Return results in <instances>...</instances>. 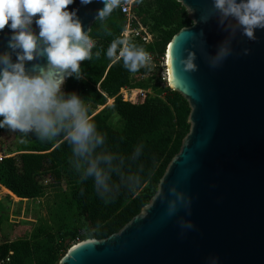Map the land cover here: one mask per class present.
I'll return each instance as SVG.
<instances>
[{"label":"water","instance_id":"water-1","mask_svg":"<svg viewBox=\"0 0 264 264\" xmlns=\"http://www.w3.org/2000/svg\"><path fill=\"white\" fill-rule=\"evenodd\" d=\"M176 1L193 25L167 47V83L190 106V131L150 203L118 233L72 245L58 264H264V29L250 40L232 17L221 22L213 0ZM67 7L90 34L104 3ZM8 39L5 26L0 53L15 60ZM222 46L231 53L213 67ZM188 57L194 70L178 63Z\"/></svg>","mask_w":264,"mask_h":264},{"label":"trees","instance_id":"trees-1","mask_svg":"<svg viewBox=\"0 0 264 264\" xmlns=\"http://www.w3.org/2000/svg\"><path fill=\"white\" fill-rule=\"evenodd\" d=\"M128 25L137 33L127 40L155 59L136 73L104 54L114 37L125 39ZM192 25L187 9L176 0H137L130 17L119 4L94 23L92 52L100 54L80 65V79L71 76L64 91L81 97L105 137L96 152L112 157L101 165L110 177L107 191L95 190L91 178L81 181L86 164L72 154L63 134L44 141L33 132L24 134L18 154L0 160V189L21 202L46 198L49 191L53 197L47 200V217L24 222L31 226L28 237L0 243V264H58L72 245L118 233L150 203L190 131V106L163 80L161 58L172 38ZM141 27L151 35L150 43L143 41ZM125 88L145 93L124 101L119 93ZM6 132L0 128V135ZM2 208L0 200V232L8 221Z\"/></svg>","mask_w":264,"mask_h":264},{"label":"clouds","instance_id":"clouds-1","mask_svg":"<svg viewBox=\"0 0 264 264\" xmlns=\"http://www.w3.org/2000/svg\"><path fill=\"white\" fill-rule=\"evenodd\" d=\"M87 5L92 0H79ZM74 0H0V31L9 30L8 47L15 52V60L8 52L0 53V128L23 136L29 132L44 141L63 134L74 156L86 164L80 179H92L95 190L107 191L109 176L105 168L112 157L96 150L104 143V135L90 119L81 97L65 92L66 78L81 77L80 61L91 60L95 41L82 22L77 9H68ZM96 18L103 20L120 0H103ZM221 22L232 17L242 35L255 40V32L264 29V0H213ZM38 14V15H37ZM201 17V21H206ZM33 24L38 31L33 30ZM247 54L248 49H244ZM230 50L218 49L216 59H225ZM105 56L121 62L130 73H136L151 62L149 53L140 45L119 36L108 44ZM43 56V65L26 69L25 62ZM178 63L183 70L193 69L192 57ZM107 203V201H105ZM168 215L172 210L168 209ZM191 225H189L190 227Z\"/></svg>","mask_w":264,"mask_h":264},{"label":"rangeland","instance_id":"rangeland-1","mask_svg":"<svg viewBox=\"0 0 264 264\" xmlns=\"http://www.w3.org/2000/svg\"><path fill=\"white\" fill-rule=\"evenodd\" d=\"M142 31L145 32L144 29ZM112 103L113 101L111 100V102H108V105L110 106ZM100 110H102V107L93 111V113H98ZM119 124L116 120V125L119 126ZM22 142L23 137L16 132H6L0 135V158L17 153L19 145ZM45 183H48V181ZM48 197H53V193L49 191ZM48 197L31 202L26 200L21 202L20 199H15L1 188L0 200L3 202L2 211L8 217V221L0 232V243L6 240L28 237L31 226L24 222L36 223L40 218L47 217Z\"/></svg>","mask_w":264,"mask_h":264},{"label":"built area","instance_id":"built-area-1","mask_svg":"<svg viewBox=\"0 0 264 264\" xmlns=\"http://www.w3.org/2000/svg\"><path fill=\"white\" fill-rule=\"evenodd\" d=\"M137 0H121L119 4H121V12L122 14H124L125 16L127 17H130L131 16V13H132V6L133 4L136 2ZM144 28L141 27V31L143 30ZM137 33L136 30H132L130 28V25H128L125 33H124V36H125V39H128L130 38L131 36H135ZM151 35L149 34H146L145 38H143V41H145L146 43H150L151 42ZM150 57H151V62L150 63H153L155 61L154 59V56L152 54H149ZM161 66H164L166 67V54L164 57L161 58ZM163 74V80L167 81V71L165 70V72L162 73ZM143 93H145L144 90H140V89H137V90H132V89H129V88H125L123 89L120 93H119V96L124 100V101H133L137 95H142Z\"/></svg>","mask_w":264,"mask_h":264},{"label":"flooded vegetation","instance_id":"flooded-vegetation-1","mask_svg":"<svg viewBox=\"0 0 264 264\" xmlns=\"http://www.w3.org/2000/svg\"><path fill=\"white\" fill-rule=\"evenodd\" d=\"M18 154V152L17 153H15V154H11V155H9V156H3L2 158H0V160H2V159H4V158H7V157H12V156H15V155H17Z\"/></svg>","mask_w":264,"mask_h":264},{"label":"bare ground","instance_id":"bare-ground-1","mask_svg":"<svg viewBox=\"0 0 264 264\" xmlns=\"http://www.w3.org/2000/svg\"><path fill=\"white\" fill-rule=\"evenodd\" d=\"M109 101H111V100H109Z\"/></svg>","mask_w":264,"mask_h":264},{"label":"crops","instance_id":"crops-1","mask_svg":"<svg viewBox=\"0 0 264 264\" xmlns=\"http://www.w3.org/2000/svg\"><path fill=\"white\" fill-rule=\"evenodd\" d=\"M109 102H111V101H109Z\"/></svg>","mask_w":264,"mask_h":264}]
</instances>
